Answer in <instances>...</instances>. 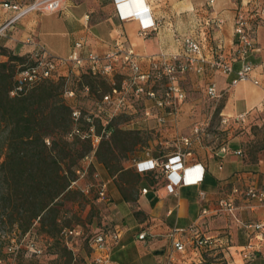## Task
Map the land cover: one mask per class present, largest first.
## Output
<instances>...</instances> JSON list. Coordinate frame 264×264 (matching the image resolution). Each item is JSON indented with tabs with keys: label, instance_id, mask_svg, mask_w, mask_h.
I'll return each mask as SVG.
<instances>
[{
	"label": "crops",
	"instance_id": "crops-1",
	"mask_svg": "<svg viewBox=\"0 0 264 264\" xmlns=\"http://www.w3.org/2000/svg\"><path fill=\"white\" fill-rule=\"evenodd\" d=\"M237 2L215 0L212 7L208 0H66L62 9L47 12L52 19L45 23L40 21L38 12H30L20 18L10 30L15 33L8 39V44L10 47L19 45L21 50L28 51L32 46L26 41L31 37L53 55L65 57L73 50L77 40H83L84 53L103 54L116 45L117 35L122 33L123 40L139 56L146 70L150 66V57L156 58L161 52L171 53L181 49L182 43L178 36L189 32L200 33L201 26L218 16L224 19V24L208 30L205 36L208 44L206 53L213 55L211 47L222 46L237 70L241 63L235 53V19L237 13L243 11L249 19L250 32L256 42V50L250 59L259 67L252 72V77L259 79L261 84L240 82L243 83L241 87L239 83L232 88L225 111L236 114L248 112L247 119H250L264 112V15L261 14L264 0H240V6ZM144 6L151 8L148 16L162 21L156 31L150 30L146 35L140 34L141 23L145 21L146 15L132 16L134 10ZM16 13L15 10L4 9L0 3V26ZM88 14L90 18L87 21ZM59 49L62 53H53ZM235 74L212 70L204 73L188 72L180 75L178 82L187 98L185 80L188 76H206L208 83L213 79L222 90L229 86ZM238 104L242 107L240 112H237ZM173 117L171 115L166 119L175 124ZM247 141L244 138L230 140L227 145L231 151L227 154L221 153L220 149L209 151L208 154H192L187 159V165L199 166L194 172L183 173L184 180L191 183L178 187L176 192H169V180L165 173L139 172L135 168L141 177L136 185L139 194L132 202L124 197L120 187L122 184L111 183L112 180L106 176L109 182L107 193L109 195L112 191L118 213V222L114 225L121 232L120 243L111 249L114 263L166 264L171 253L174 255L171 264H199L207 260V255L214 257L211 264H233L238 261L252 231L238 225L231 214L214 210L220 200L232 197V190L236 186L244 188L253 185L264 189V148L249 153ZM233 150H241L242 153L236 154ZM156 157L161 156L147 154L140 160ZM100 165L102 173L107 175L108 168L102 163ZM203 170V179L200 181ZM144 188L148 189L146 193L143 192ZM235 201L236 212L244 221H264V204L258 205L255 200H248L241 195H236ZM204 208H208L211 213L202 216ZM134 210L146 213V220L138 219ZM196 222L197 230L202 235L216 239L215 245L206 251L207 254L193 245L189 232L177 233L174 237L170 235L173 228H186ZM142 231L149 233L145 239L139 238ZM176 240L184 243V250L177 251L174 248L173 242ZM260 245L261 251L248 264H264V238ZM90 256L91 253L86 259Z\"/></svg>",
	"mask_w": 264,
	"mask_h": 264
},
{
	"label": "built area",
	"instance_id": "built-area-1",
	"mask_svg": "<svg viewBox=\"0 0 264 264\" xmlns=\"http://www.w3.org/2000/svg\"><path fill=\"white\" fill-rule=\"evenodd\" d=\"M66 0H34L26 7H22L17 2L5 1L3 7L8 10L17 11L11 16L1 27L0 35L5 34V29L11 26L24 15L30 12H56L63 8ZM210 6H214L215 0H208ZM151 12L149 6L140 7L133 11L134 17L146 15L145 21L141 23L140 34L146 35L150 30L156 31L161 25L160 19L148 16ZM261 14L264 15V7L261 9ZM90 18L86 15V20ZM224 24V19L215 16L209 20L204 26H201L200 33H185L178 36L181 40V49L177 52H161L155 58H151L148 69H143L139 56L129 47L123 40V34L117 35L116 45L109 51L99 54L96 52L84 53L83 40L75 42L73 50L68 56L58 57L53 55L44 45L29 37L27 44L32 46L30 53L31 63L24 66L18 73L15 85L11 90V95H21L28 92L33 87L40 84L42 81L50 79L55 73L63 70L88 71L95 76H115L117 74L125 75V85L121 88L113 87L112 90L105 94L102 100L103 104H115L117 110L124 108L127 99L126 96L132 93L137 98H142L146 101H152L153 106L158 110H166L173 115V120L176 121V115L180 110L181 103L186 99V93L178 80L180 75L188 72L204 73L207 70L220 72L222 74H231L235 72V77L232 78L228 86V90L236 87L240 82L251 81L255 85H260V80L252 77V72L259 67V64L250 59L251 54L256 50V42L250 32V22L243 11H239L235 19V34L237 36V45L235 49L241 65L235 70L229 57L224 53L223 47L218 46L212 48L213 55H208L206 50L208 44L206 37L210 28L221 27ZM210 50V48H209ZM161 84V88H156V84ZM207 94L210 98L219 100L223 93L218 88L215 80L211 79L207 86ZM101 105V104H100ZM105 110V108H104ZM145 114L151 115V108H146ZM156 118L161 122H166L164 116L158 114ZM222 123H228L232 119L244 122L247 120L248 112H241L235 116H231L221 112ZM176 123V122H175ZM196 133L199 128H196ZM110 134L111 131H106ZM102 136H95V141L100 142ZM199 138V135L197 136ZM182 143L189 147L193 141L188 136L180 138ZM231 149L227 144L220 148V152L227 154ZM236 154H241V150H233ZM192 156V151L188 148L178 150L175 153L167 156L164 160L162 157L151 158L148 160H137L135 167L139 172L155 171L165 173L168 177L167 188L169 192H176V189L182 185L191 183L184 180L183 173L187 171H196L198 164L187 165L188 157ZM95 158V151L88 154L85 160L89 164ZM144 165H150L144 167ZM84 176L87 173V167L78 170ZM204 170L201 174L200 181L203 179ZM77 181L73 182V185ZM107 182H101L99 186V198L108 199ZM147 188L143 189L146 193ZM204 195V192H201ZM241 195L248 200H255L258 205L264 204V189H258L253 185L242 187H234L232 197L224 198L219 201L214 212H227L231 214L238 225H242L252 231L248 242L243 246L240 253V258L233 264H248L254 260L261 251L260 241L264 238V221H244L236 212L237 204L235 196ZM211 211L204 208L202 216H206ZM189 232L192 236L193 245L206 252L215 245L216 239L202 235L197 230V222L189 227H175L171 230L172 237L177 233ZM34 232L29 230L21 233L19 236L11 237L4 244L3 254L0 255V264H21L20 259L39 258L44 254V248L39 244L38 238L34 236ZM119 230L111 231L99 229L92 231L85 236L82 228L64 227L61 230V236L65 243L70 248L74 249V244L77 239L86 238L90 247L91 256L84 264H115L111 258L112 247L118 245L121 239ZM148 231L139 233L140 239H145L148 236ZM173 246L177 251L185 249L182 241L176 240ZM76 256V253H75ZM76 260V258H75ZM174 260V255L171 253L166 264H171ZM205 264V261L199 263Z\"/></svg>",
	"mask_w": 264,
	"mask_h": 264
},
{
	"label": "rangeland",
	"instance_id": "rangeland-1",
	"mask_svg": "<svg viewBox=\"0 0 264 264\" xmlns=\"http://www.w3.org/2000/svg\"><path fill=\"white\" fill-rule=\"evenodd\" d=\"M5 1L17 2L24 8L34 0H0L2 7ZM239 2L240 0L237 2L238 6H240ZM38 13L42 23L52 19L47 12ZM16 22L5 29L4 35H0V62L8 60L12 53L26 56V63L15 61L12 64L15 73H18L23 66L31 63L32 49L23 51L19 45L10 47L8 44V39L15 33L10 30ZM53 53L59 55L62 50L59 49ZM83 72L72 69L63 70L55 73L49 81H42L41 85L51 83L55 99H63L72 108L73 124L67 138L71 142L79 139V142L71 147L73 153L76 152L75 155H77L91 144L92 150L87 153L90 154L99 149L101 142L105 141L101 147L103 157L111 160L112 168L119 166L125 169L115 172L108 169L107 175H104L100 169V163L105 166L106 164L100 159L94 158L91 164L85 160V157L78 160L74 168L83 170V167H87V173L82 176L77 170V183L71 188L73 193L59 201L61 211L58 214V227L82 228L85 236L96 227L111 229V226L118 222L116 202L112 191L108 199L99 198L100 183L107 182L106 179L109 177L112 180L111 183L122 184L120 187H123L133 198L131 200L133 202L139 194L138 187L134 184L137 174L135 162L147 154L161 156L164 160L169 154L186 148L194 155L208 154L209 151L219 150L230 140L240 138L248 140L247 151L249 153L264 148V112L244 122L232 119L228 123H222L221 112L231 116L236 114V112L225 111L233 90H228V86L224 87L221 90L223 96L219 100L210 98L207 94L208 77L206 76L190 75L187 77L185 86L188 96L182 105V110H179L176 115V123L173 124L169 121L161 122L156 118V114L164 117L171 116L166 110H158L153 106L152 101L137 98L132 93L127 94V103L119 110L115 104L102 103L104 95L109 93L113 87L121 88L125 85V75H82ZM242 85L243 83H240L239 87ZM161 87V84H156V88ZM148 107L151 108L150 116L145 114V109ZM238 107L237 112H240L242 107L239 104ZM109 123L119 130L114 137L112 133H106L108 131L106 126ZM196 128H199L198 133L195 131ZM98 135L102 136L99 143L94 140ZM198 135L199 138H197ZM184 136L192 139L191 146L186 147L182 143L180 138ZM51 140L52 138H47V144H50ZM114 175L116 177L112 178ZM107 186L109 189V182ZM134 214L141 221L147 218V214L140 210H134ZM31 229L37 234L38 242L44 248V254L32 259L22 257L21 264H84L91 251L85 237L77 239L74 244L76 260H72L63 247L56 243L54 236L42 230L39 222H35ZM21 233L22 230L17 224L3 225L0 228V255L3 254L4 244L11 237L19 236ZM206 258L205 264H211L214 261V257L210 255Z\"/></svg>",
	"mask_w": 264,
	"mask_h": 264
},
{
	"label": "trees",
	"instance_id": "trees-1",
	"mask_svg": "<svg viewBox=\"0 0 264 264\" xmlns=\"http://www.w3.org/2000/svg\"><path fill=\"white\" fill-rule=\"evenodd\" d=\"M15 61L26 63V56L12 53L8 60L0 62V228L17 224L25 233L39 222L42 230L54 236L56 243L75 260L74 249L61 236L66 226L58 227L59 201L73 193L71 188L79 170L74 167L88 155L92 145L77 155L73 153L71 147L79 139L71 142L67 138L73 124L72 108L63 99H55L51 83H40L24 94L11 95L18 73L24 68L15 73ZM84 74L92 75L88 71ZM106 129L113 137L119 131L110 123ZM49 137L52 140L47 144ZM104 143L95 151V158L112 172L124 170L119 166L112 168L111 160L103 157ZM140 177L137 173L134 184H138ZM121 189L127 200L133 199ZM97 229L107 228L100 226L92 231ZM109 230L118 228L113 224Z\"/></svg>",
	"mask_w": 264,
	"mask_h": 264
},
{
	"label": "bare ground",
	"instance_id": "bare-ground-1",
	"mask_svg": "<svg viewBox=\"0 0 264 264\" xmlns=\"http://www.w3.org/2000/svg\"><path fill=\"white\" fill-rule=\"evenodd\" d=\"M189 172H190V171H189ZM188 176H189V178L191 177L190 175H188ZM188 176H187V177H188ZM187 180H190V179L187 178Z\"/></svg>",
	"mask_w": 264,
	"mask_h": 264
},
{
	"label": "snow or ice",
	"instance_id": "snow-or-ice-1",
	"mask_svg": "<svg viewBox=\"0 0 264 264\" xmlns=\"http://www.w3.org/2000/svg\"><path fill=\"white\" fill-rule=\"evenodd\" d=\"M148 166H150V165H144V167H148Z\"/></svg>",
	"mask_w": 264,
	"mask_h": 264
}]
</instances>
